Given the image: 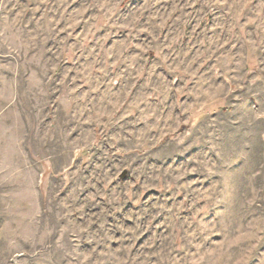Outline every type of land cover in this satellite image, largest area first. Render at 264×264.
Returning a JSON list of instances; mask_svg holds the SVG:
<instances>
[{
  "label": "rangeland",
  "instance_id": "1",
  "mask_svg": "<svg viewBox=\"0 0 264 264\" xmlns=\"http://www.w3.org/2000/svg\"><path fill=\"white\" fill-rule=\"evenodd\" d=\"M0 264H264V0H0Z\"/></svg>",
  "mask_w": 264,
  "mask_h": 264
},
{
  "label": "water",
  "instance_id": "2",
  "mask_svg": "<svg viewBox=\"0 0 264 264\" xmlns=\"http://www.w3.org/2000/svg\"><path fill=\"white\" fill-rule=\"evenodd\" d=\"M125 173H126V172H124V173L121 175L122 178L125 176Z\"/></svg>",
  "mask_w": 264,
  "mask_h": 264
}]
</instances>
